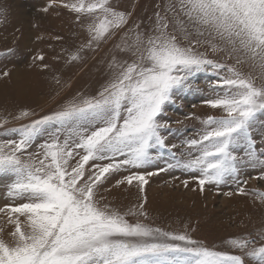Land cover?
Returning <instances> with one entry per match:
<instances>
[{
	"label": "snow or ice",
	"instance_id": "1",
	"mask_svg": "<svg viewBox=\"0 0 264 264\" xmlns=\"http://www.w3.org/2000/svg\"><path fill=\"white\" fill-rule=\"evenodd\" d=\"M62 6L87 18L85 43L70 61L121 29L115 47L124 55L112 57L109 77L95 94H77L39 119L5 129L18 139L0 141V175L10 178L12 201L0 207L12 226L10 240L0 235V264H245V258L264 264V243L257 247L250 236L226 242L241 254L219 251L187 231L144 222L146 198L123 213L98 199L117 172L144 169L114 185L137 182L143 190L146 177L157 174L147 169L160 162L166 167L158 171L199 173L201 190L229 177L240 183L245 165L264 175V147L257 149L252 136L257 123L264 124V0H166L143 27L135 21L129 26L131 13L117 10L112 0ZM203 45L234 63L209 58ZM245 65L259 69V77L244 72ZM209 71L216 88L205 103L223 115L203 120L199 138L184 141L190 151L178 156L167 142L165 105ZM30 115L23 111L17 119ZM7 123L0 121V128ZM39 137L47 138L29 152ZM256 195L264 201V192Z\"/></svg>",
	"mask_w": 264,
	"mask_h": 264
},
{
	"label": "rangeland",
	"instance_id": "2",
	"mask_svg": "<svg viewBox=\"0 0 264 264\" xmlns=\"http://www.w3.org/2000/svg\"><path fill=\"white\" fill-rule=\"evenodd\" d=\"M71 2L74 0H0V121H8L0 128V141L18 139L15 134L6 135L5 129L19 128L39 119L77 94H95L109 77L112 57L124 55L115 47L123 34L121 29L98 46L84 49L80 53L81 59L70 61V54L85 43L87 23V18L77 19L76 13L62 6V3ZM164 3L166 0H112L117 10L131 13L129 26L135 21L142 23V27L149 25L154 13L159 11L157 6ZM45 8L47 11H43ZM181 43L187 44V41L181 40ZM200 50L209 58L234 63L226 53L213 52L207 45L201 46ZM243 71L259 77V69L245 65ZM215 80L211 71L198 73L191 88L179 92L174 102L165 105L163 118L169 122L167 142L176 145L172 151L178 156L190 151L184 141L199 138L203 120L208 116L223 115L221 110L205 103L214 97ZM257 83H261L259 78ZM23 111L31 115L17 119ZM252 136L257 149L264 147V124L258 122ZM46 138L39 137L28 151L37 150V145ZM238 156H243V150ZM158 167L166 165L160 162L147 169L157 171V174L146 177L148 183L143 190L137 182L114 185L131 172H143L144 169L111 174L100 188L98 199L103 197L101 204L109 203L123 213L146 198L144 208L149 219L144 222L168 231H187L194 239L215 250L241 254L226 245L229 239L241 236L258 240L257 247L264 243L257 235L264 233V201L256 195L264 192V175L260 168L245 165L240 172V183L229 177L219 185L205 184L201 190L199 173L181 169L158 171ZM9 182L8 176L0 175V207L12 202L7 196ZM240 188L245 194L240 193ZM127 218L133 222L137 219ZM6 221L7 218L0 214V228L3 229L0 235L10 240L8 233L12 226ZM245 264H252V261L245 258Z\"/></svg>",
	"mask_w": 264,
	"mask_h": 264
}]
</instances>
